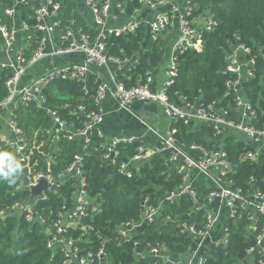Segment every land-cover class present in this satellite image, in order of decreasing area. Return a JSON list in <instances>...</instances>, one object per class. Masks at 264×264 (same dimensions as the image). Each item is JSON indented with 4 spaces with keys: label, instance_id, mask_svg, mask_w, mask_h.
<instances>
[{
    "label": "trees",
    "instance_id": "16d2710c",
    "mask_svg": "<svg viewBox=\"0 0 264 264\" xmlns=\"http://www.w3.org/2000/svg\"><path fill=\"white\" fill-rule=\"evenodd\" d=\"M58 1L62 24L72 21L74 29L94 33L84 21L75 22L78 18L76 0ZM185 1L192 9L193 18L209 13L214 16L216 25L211 31L203 32L200 52L187 48L177 53L178 75L168 89L169 100L178 105H182L183 100L203 104L215 101L219 109L232 105L235 94L227 93L225 83L229 76L223 72L233 49L244 45L256 55V78L245 82L244 96L257 109L254 123L260 126L264 122V61L259 53V48L264 46V0ZM116 2L123 5L124 12L116 8ZM111 5L112 13L124 21H130L134 12L143 7L139 0H116ZM40 35V32L30 33L31 45L26 49V57L35 49ZM104 43L106 54L124 63L115 79L126 88L142 83L145 73L160 67L167 55L163 36L153 40L149 24L142 21L131 33L106 35ZM11 75L9 67L0 66V101L7 96L5 82ZM94 76L95 73L89 75L91 85L95 83ZM86 86V78L56 80L44 89L43 104L33 101L26 108L15 110V120L26 139L36 146L41 144L32 153L31 162H36L37 170L57 176L72 165L76 157L82 158L81 171L92 203L88 217L81 220L77 231H71L75 239L84 232L78 243L81 255L90 253L94 260L92 264H167L147 254V245L157 243L165 245L173 256L187 254L196 237L178 226L194 224L197 231L203 230L206 210H194L187 195L165 198L166 192L175 194L181 184L176 163H169L167 154L131 161L129 175L120 179L117 177L120 165L136 155L140 142L118 145L117 155L107 159L108 141L99 135V129L92 132L84 150L80 138L71 141L64 138L67 130L76 131L82 127L87 112L99 111L101 105L95 102V89L87 91ZM80 105L84 112L78 111ZM48 111L55 112L66 123L67 130L55 131ZM173 126L177 129L176 140L185 147L193 143L207 150L222 146L233 166V171L223 176L224 184L240 189L244 196L256 189L263 190L264 151L257 161L245 160V154L256 149L245 137L234 132L215 135V130L204 123L184 125L177 122ZM0 153L10 154L11 151L1 146ZM9 179L0 177V212L6 215L0 218V264H60L61 255L46 248L48 236L45 230L57 214L72 207L77 179L75 176L67 178L57 190L48 192L44 201L38 202L36 210L42 213L43 224L38 220L28 223L24 215L10 212L13 204H22L28 199V191L17 189L26 184L25 170L14 172ZM146 199L159 209L150 224L141 223L142 204ZM94 208L99 211L93 212ZM246 211L236 208L235 216L224 225L226 243L207 245L201 253L203 264H264L259 252L249 254L256 245L255 237L264 227V217L256 213L257 224L249 228L251 223L246 218ZM124 221L142 226L131 241L116 242V227ZM100 250L102 254H99Z\"/></svg>",
    "mask_w": 264,
    "mask_h": 264
},
{
    "label": "built area",
    "instance_id": "2783aa9c",
    "mask_svg": "<svg viewBox=\"0 0 264 264\" xmlns=\"http://www.w3.org/2000/svg\"><path fill=\"white\" fill-rule=\"evenodd\" d=\"M139 2L143 7L154 10L158 5H163L168 0H139ZM115 5L118 10L124 12L121 3L116 2ZM86 6L95 25L96 31L93 34L81 29H74L72 21L68 24H62L59 20L61 3L58 0H0V53L2 51L5 54L14 52L12 59L0 63L2 68L9 67L12 71V75L5 82L7 96L0 101V113L4 111L11 114L5 122L8 134L0 137V147H7L11 151L10 154L14 158V162L20 164L21 170H25L26 184L18 186L17 189L28 191V199L22 204H13L10 212L24 215L25 221L28 223L38 220L43 224L42 213L36 210L38 202L44 201L46 194L57 190L67 178L75 176L77 179V190L74 194L72 207L57 214L56 218L49 222L45 230L48 236L46 248L53 253L56 252L61 255L60 264H92L94 262L90 253L81 255L82 251L78 248V243L84 232L77 239L71 234V231L78 230L81 220L88 217V209L92 203L86 191L85 179L81 171L82 158L80 156L76 157L72 165L57 176L46 175L41 170H37L36 162H31L32 153L34 149L38 150L41 144L36 146L34 142L30 143L26 139L23 130L15 120V110L26 108L33 101L38 105L43 104L45 100L44 89L56 80H84L94 73V67H108L109 64L114 63L124 64L106 54L104 39L106 35L110 34L131 33L142 20L134 18L119 28L107 29L105 26L113 15L111 13L112 5L104 0H86ZM174 14L178 16L180 38L171 49L168 66L165 70L166 78L159 89L152 91L150 88L152 84L151 71L145 73V80L142 83L130 88H126L122 83L117 82L116 76L113 75L110 82L103 81L95 89L94 99L96 104L101 105L107 95L114 96L119 108L122 109H128L134 102L155 103L162 108L166 120L170 122V127L167 131L157 135L159 144L157 150L151 152L139 146L136 155L128 163L120 165L119 174L123 176L129 175L127 171L131 161L145 160L155 154H167V161L176 163L177 173L181 176V184L175 194H170V199H175L180 195H187L194 210L203 209L198 203L197 194L190 182V172L197 171L212 178L216 189L209 196L213 199H218L223 206L229 209L230 218L235 216L237 207L247 210L246 218L251 223L249 226L251 228V226L253 227L257 224L254 216L256 213L264 217V186L263 190L256 189L244 196L240 189H232L229 185L224 184L223 176L231 173L233 166L227 159L222 146L217 149L207 150L203 146L193 143L185 147L176 140L177 129L173 125L177 122H182L184 125L204 123L215 130V135H221L224 132H234L245 137L256 148L254 151H248L243 158L251 162L257 161L259 155L264 151V122L260 126L255 125L257 109L244 96L245 82L256 78V55L251 53L250 48L239 45L227 57V64L223 73L229 76L225 83L227 93L232 92L235 94L232 105L219 109V105L215 101L209 104L200 102L195 104L184 100L182 105L173 103L169 100L167 92L178 75L177 53L183 52L187 48L200 52L203 32L211 31L216 25L214 16L205 13L202 15V26L197 27L193 22L192 9L186 6L185 0H181V4L175 5ZM113 18H115V15H113ZM46 19L51 21L45 23ZM29 21H33V23ZM142 22L149 24L153 40H157L168 28L174 26L172 16L168 14L155 16L148 21ZM57 29L59 31L56 34ZM32 31L40 32L41 35L36 40V48L29 57H26V49L31 45L30 33ZM57 40L58 45H55ZM18 42L23 43L21 49L20 46L18 49L15 48ZM49 43L54 44V46H51L50 52H46V47ZM263 50L264 46L259 48V53L264 61ZM47 54L54 56L80 54L84 57L81 62L52 67L34 77L26 85L20 86L21 77ZM77 109L80 112H84V107L81 105ZM48 114L52 117L55 131L67 130L66 123L59 119L55 112L48 111ZM103 118L104 113L101 107H99L98 112H87L82 127L76 131L67 130V135L64 138L68 141L80 138L84 150L90 142L92 132L99 129ZM98 132L100 136H103L100 130ZM134 141L137 140L132 137L112 138L108 141L105 158L112 159L116 156V147L118 145ZM190 152L198 154V157L193 158L189 154ZM42 178L47 180V188L40 197L31 200L29 198V189L36 186ZM142 207L141 223H152L158 214V207L150 205L147 199L144 200ZM94 211H99V209L94 208ZM205 213L203 230L197 231L194 224H180L178 226L181 230H186L191 235L199 238L195 253L186 264H203L202 250L207 248L206 240L218 220V216L214 212L206 210ZM5 216L4 213L0 212V218ZM240 217L241 215H239ZM141 226L140 224H134L132 221L122 222L116 227L114 240L116 242L131 241ZM226 238L227 235L224 230L223 240L214 244H225ZM263 241L264 227L255 237L256 245L249 251V254L251 255L255 251L259 252L263 256V261L261 262L264 263ZM147 247L148 255L159 258L167 264H179L172 254L167 251L165 245L157 243L155 245L148 244ZM99 254H102L101 250Z\"/></svg>",
    "mask_w": 264,
    "mask_h": 264
},
{
    "label": "crops",
    "instance_id": "0c3cea01",
    "mask_svg": "<svg viewBox=\"0 0 264 264\" xmlns=\"http://www.w3.org/2000/svg\"><path fill=\"white\" fill-rule=\"evenodd\" d=\"M77 1V11L78 18H75V22L78 20L84 21L89 27L90 30H95V25L92 21V16L89 9L86 6V0H76ZM112 4L116 0H104ZM181 4V0H168L163 5H158L154 10H149L146 7L134 12V18L136 20L148 21L155 16L162 14H168L172 16V21L174 26L168 28L161 36L165 40L167 46V55L165 61L160 65V67L155 68L151 71L152 84L150 86L152 91H155L160 88V86L165 81V70L168 66V59L170 56L171 49L174 44L178 42L180 34L178 31V16L173 15V10L175 5ZM113 12V9H111ZM111 12V13H112ZM113 14V13H112ZM80 15V16H79ZM115 15V14H113ZM112 17L108 21L105 28H119L129 21H124L118 18L115 15V18ZM130 20V21H131ZM51 20L46 19L45 23H49ZM194 24L197 27L202 26V15L200 17L194 18ZM80 23V22H79ZM74 26V22H73ZM77 30V29H76ZM82 30V28H81ZM22 42H18L15 46L16 49L23 47ZM55 45H58V40ZM51 46L54 44L49 43L46 47V52L51 51ZM36 48V47H35ZM14 57V52L11 54H5L3 51L0 53V63L9 61ZM82 55L80 54H68L64 56H54L46 55L37 61V63L30 68L22 77L19 82L20 86H24L29 83L34 77L44 73L46 70L52 67H58L64 64L81 62L83 60ZM124 64H109L108 67H94L95 76L93 85L90 84V77L86 78L87 86L86 90H94L97 86L103 82H110L111 76L115 75ZM11 69V68H10ZM199 101H196L195 104H198ZM101 110L104 113L103 122L99 126V130L103 134V137L106 141H110L112 138L121 137V138H135L138 142L141 143V146L147 149L148 151L155 152L159 146L158 144V134H163L170 127V122H168L163 114L162 108L155 103H141L134 102L128 109L119 108L118 102L114 96L107 95L101 102ZM11 116L7 112L0 113V137L6 136L8 134L5 127L6 120ZM241 136V135H239ZM193 158L198 157V154L194 152L189 153ZM212 175V174H211ZM190 182L197 194L198 203L202 206L203 209L214 212L218 216L216 224L213 226L212 230L209 233V236L206 240V245L214 244L220 242L224 237V225L226 221L230 218V211L225 206H223L218 199H213L210 197V193L216 189V185L213 182L212 178L208 175L201 174L197 171L190 172ZM199 244V238H196L190 251L182 256L176 257L173 256L179 264H186L190 260ZM264 246V241H263ZM103 264V262H100Z\"/></svg>",
    "mask_w": 264,
    "mask_h": 264
},
{
    "label": "clouds",
    "instance_id": "9594fccd",
    "mask_svg": "<svg viewBox=\"0 0 264 264\" xmlns=\"http://www.w3.org/2000/svg\"><path fill=\"white\" fill-rule=\"evenodd\" d=\"M4 169H6V171ZM18 170H20V164L14 162V158L11 154L0 153V177L9 179V177ZM9 182H12V180L9 179Z\"/></svg>",
    "mask_w": 264,
    "mask_h": 264
},
{
    "label": "water",
    "instance_id": "95a60500",
    "mask_svg": "<svg viewBox=\"0 0 264 264\" xmlns=\"http://www.w3.org/2000/svg\"><path fill=\"white\" fill-rule=\"evenodd\" d=\"M262 54H264V50ZM117 177L122 179L124 176L121 174H118ZM46 188H47V180L45 178H42L36 186L29 189V193H30L29 198L33 200L37 197H40L42 195V192L45 191ZM170 197H171L170 193L166 192L165 198H170Z\"/></svg>",
    "mask_w": 264,
    "mask_h": 264
},
{
    "label": "rangeland",
    "instance_id": "374dc122",
    "mask_svg": "<svg viewBox=\"0 0 264 264\" xmlns=\"http://www.w3.org/2000/svg\"><path fill=\"white\" fill-rule=\"evenodd\" d=\"M240 137H243V136H240Z\"/></svg>",
    "mask_w": 264,
    "mask_h": 264
}]
</instances>
